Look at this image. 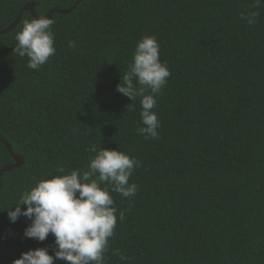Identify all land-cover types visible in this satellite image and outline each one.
<instances>
[{"label":"trees","instance_id":"trees-1","mask_svg":"<svg viewBox=\"0 0 264 264\" xmlns=\"http://www.w3.org/2000/svg\"><path fill=\"white\" fill-rule=\"evenodd\" d=\"M77 0H0V30ZM254 0H82L55 14L56 54L37 70L0 36V137L24 165L0 184V264L48 248L7 210L40 179L86 168L96 145L141 161L134 197L110 193L117 226L104 264H264V5ZM258 11L249 25L240 13ZM154 35L171 76L156 94L158 139L137 134L140 98L117 91ZM75 41L76 50L68 41ZM15 160L0 142V172ZM24 205L22 208H26ZM120 211L125 213L119 218ZM54 264H67L56 260Z\"/></svg>","mask_w":264,"mask_h":264},{"label":"clouds","instance_id":"clouds-1","mask_svg":"<svg viewBox=\"0 0 264 264\" xmlns=\"http://www.w3.org/2000/svg\"><path fill=\"white\" fill-rule=\"evenodd\" d=\"M43 2V0H40ZM264 5V0H254L253 9ZM259 12H241L240 18L255 25ZM54 21L47 16L26 19L15 33L14 53L27 58V67L39 70L56 54ZM70 49L76 50L75 41H68ZM171 71L160 59V45L154 35L144 36L135 46L128 70L117 86L120 94L134 101L140 98V124L137 134L145 139H158L160 120L153 109L155 96L167 84ZM86 151L94 154L86 168L66 172L63 167L49 179L38 180L24 191L16 206L7 210L11 222L21 216L31 223L25 228L26 238L45 241L51 234L55 240V255L48 248H36L23 252L12 264H54L63 260L67 264H104L109 238L115 234L117 208L110 193L124 198L134 197L138 185L130 183L141 161L120 149H108L92 145ZM26 205V208L22 206ZM125 213L120 211L119 218Z\"/></svg>","mask_w":264,"mask_h":264},{"label":"water","instance_id":"water-1","mask_svg":"<svg viewBox=\"0 0 264 264\" xmlns=\"http://www.w3.org/2000/svg\"><path fill=\"white\" fill-rule=\"evenodd\" d=\"M82 2V0H77V2L75 3V5L69 9H61V8H55L53 10H51L46 16L48 18H53V16L55 14H60V15H67L69 13H71L72 11H74L76 9V7ZM36 4L35 3H29V4H26L22 10L20 11L18 17L16 18V20L10 25L8 26L7 28L3 29V30H0V36H4L6 34H9L10 32H12L22 21L23 19V16L25 14V12H30V14L32 15L33 18H38V14L36 12ZM0 142L2 144L5 145V147L7 148L8 152L11 154V156L13 157V159L15 160V163L14 164H9L7 166H5L3 168V170L0 172V181L3 177V175L6 173V172H10L14 169H18L20 167H22L24 165V158L21 157V156H18L16 155L14 152H13V149L11 147V145L9 144V142H7L4 138L0 137ZM2 188V185L0 184V190Z\"/></svg>","mask_w":264,"mask_h":264}]
</instances>
